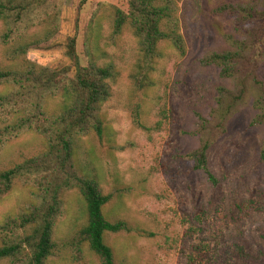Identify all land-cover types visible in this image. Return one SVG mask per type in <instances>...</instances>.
I'll return each instance as SVG.
<instances>
[{
    "label": "rangeland",
    "instance_id": "obj_1",
    "mask_svg": "<svg viewBox=\"0 0 264 264\" xmlns=\"http://www.w3.org/2000/svg\"><path fill=\"white\" fill-rule=\"evenodd\" d=\"M128 1L63 0L53 37L31 44L25 55L38 66L66 71L67 77H73L76 65L86 66L89 55L115 67L111 96L101 109L104 132L100 138L83 137L75 152L79 175L95 178L110 196L104 216L130 228L105 237L115 264H264V162L259 159L264 129L251 125L257 115L252 103L239 104L212 140L208 168L216 184L194 171L185 157L198 148L204 134L200 130L199 138L191 135L197 117L209 118L218 88H231L216 67L201 61L231 49V21L212 11L248 0L178 3L183 55L169 42L160 43L153 54L143 53L129 27L116 35L114 11L126 12ZM42 18L23 24L19 35L13 30L7 41L0 22V71L14 63L11 51L17 41L43 40ZM71 38L75 51L70 57ZM260 79L264 82V61ZM8 91L0 85V94ZM58 110V100H50L48 111ZM44 150L40 135L22 132L0 144V172ZM33 192L26 175L9 192L0 193V225L29 213L37 203ZM60 200L55 247L46 264H101L78 237L86 222L78 189L65 191ZM24 232L19 223L12 232L0 231V247ZM29 255L24 245L18 260L0 264H26Z\"/></svg>",
    "mask_w": 264,
    "mask_h": 264
},
{
    "label": "trees",
    "instance_id": "obj_2",
    "mask_svg": "<svg viewBox=\"0 0 264 264\" xmlns=\"http://www.w3.org/2000/svg\"><path fill=\"white\" fill-rule=\"evenodd\" d=\"M62 1L0 0V22L8 32L6 41L13 30L18 32L23 24L38 15L43 14L42 22L46 25L43 40L17 41L11 51L14 63L9 69L0 71V85L10 88L0 94V144L25 131L35 132L45 141L43 153L0 172L1 194L9 192L16 179L27 175L33 182V196L37 202L29 213L9 218L0 225V231L12 232L19 223L25 231L1 245L0 261L18 260L26 245L30 248L26 264H46L55 247L53 227L60 197L65 191L76 188L86 212V222L78 237L101 264H115L113 250L106 244L105 237L130 232V228L124 221H110L104 216L103 207L110 196L102 193L95 178L79 175L75 160L77 145L83 137L94 134L100 138L104 132L101 109L111 96L115 67L99 64L89 55L87 65H76L73 77H67L66 71L51 70L25 59L31 44L53 37ZM181 1L129 0L126 12L115 9L113 32L119 35L129 27L145 54H153L160 43L169 42L183 55L177 16ZM212 12L231 21L232 33L227 36L231 49L213 52L201 61L216 67L231 88L219 87L209 118L199 120L197 117L196 129L191 135L199 138L200 130L204 134L200 136L198 148L185 157L194 171L216 184L208 168V152L219 129L237 111L239 104L251 102L257 111L251 125L264 129V82L260 79V65L264 61V0L224 4ZM67 49L71 57L75 51L74 38L70 39ZM50 100L59 102L56 113L48 111ZM259 159L264 162V138Z\"/></svg>",
    "mask_w": 264,
    "mask_h": 264
}]
</instances>
